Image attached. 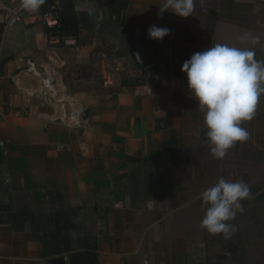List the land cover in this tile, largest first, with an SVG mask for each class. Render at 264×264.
<instances>
[{
	"label": "crops",
	"instance_id": "crops-1",
	"mask_svg": "<svg viewBox=\"0 0 264 264\" xmlns=\"http://www.w3.org/2000/svg\"><path fill=\"white\" fill-rule=\"evenodd\" d=\"M72 1L69 45L41 21L49 0L7 29L0 12V264H206L219 234L200 226L202 192L242 180L243 206L264 205V96L242 122L249 139L217 160L181 68L215 44L264 61V0H194L188 18L161 13L166 0ZM152 25L170 34L151 40ZM134 43L149 45L145 66ZM127 63L131 79L89 86L100 65Z\"/></svg>",
	"mask_w": 264,
	"mask_h": 264
},
{
	"label": "clouds",
	"instance_id": "clouds-1",
	"mask_svg": "<svg viewBox=\"0 0 264 264\" xmlns=\"http://www.w3.org/2000/svg\"><path fill=\"white\" fill-rule=\"evenodd\" d=\"M43 3L44 0H23L22 7L36 12ZM169 9L181 18H188L195 10L194 0H166L160 12ZM169 34L170 29L157 25L147 30L149 39L157 42H162ZM250 42L256 45L260 37H252ZM181 71L186 74L188 89L204 113L211 154L223 160L237 142L249 139L242 122L253 119L259 100L264 96V61L255 59L251 49L215 44L194 53L183 63ZM200 198L206 206L201 228L212 235L222 234L227 240L236 231L229 222L235 220L237 213L244 212L241 202L250 199L251 192L244 181L229 182L221 177L204 190Z\"/></svg>",
	"mask_w": 264,
	"mask_h": 264
},
{
	"label": "rangeland",
	"instance_id": "rangeland-1",
	"mask_svg": "<svg viewBox=\"0 0 264 264\" xmlns=\"http://www.w3.org/2000/svg\"><path fill=\"white\" fill-rule=\"evenodd\" d=\"M230 221L236 231L230 239L218 235L206 253V264H264V205H244Z\"/></svg>",
	"mask_w": 264,
	"mask_h": 264
},
{
	"label": "built area",
	"instance_id": "built-area-1",
	"mask_svg": "<svg viewBox=\"0 0 264 264\" xmlns=\"http://www.w3.org/2000/svg\"><path fill=\"white\" fill-rule=\"evenodd\" d=\"M49 1L50 4L46 8L45 12L41 14L40 17L42 23L47 29H53L57 27L60 22L59 6L61 0ZM22 2L23 0H21V4L19 6H11L0 3L1 23L5 29L25 22L26 10L22 7ZM64 41L67 45L73 44L74 42L72 38H65ZM100 58L101 60H104L106 56L101 55ZM92 61L93 63H97L98 57L94 56ZM98 69L99 71L89 82V86L109 88L114 86L119 79H131L133 77L132 74L134 73V69L129 63L123 65V68H121V65L116 64L114 66L108 67H102L100 65ZM26 71L28 74L39 79L42 87L44 88V95L46 96V98L50 95L55 94L52 77L49 76L44 69L40 70L35 61L31 59L26 60Z\"/></svg>",
	"mask_w": 264,
	"mask_h": 264
},
{
	"label": "trees",
	"instance_id": "trees-1",
	"mask_svg": "<svg viewBox=\"0 0 264 264\" xmlns=\"http://www.w3.org/2000/svg\"><path fill=\"white\" fill-rule=\"evenodd\" d=\"M48 4H50V2ZM59 13V25L50 29V31L61 39L75 37L79 29V24L77 21L74 2L72 0H61Z\"/></svg>",
	"mask_w": 264,
	"mask_h": 264
},
{
	"label": "water",
	"instance_id": "water-1",
	"mask_svg": "<svg viewBox=\"0 0 264 264\" xmlns=\"http://www.w3.org/2000/svg\"><path fill=\"white\" fill-rule=\"evenodd\" d=\"M132 48L136 50L138 62L142 65H146V59L148 55L149 45L147 43H134Z\"/></svg>",
	"mask_w": 264,
	"mask_h": 264
}]
</instances>
